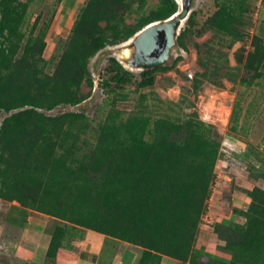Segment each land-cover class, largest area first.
<instances>
[{"label":"trees","instance_id":"trees-1","mask_svg":"<svg viewBox=\"0 0 264 264\" xmlns=\"http://www.w3.org/2000/svg\"><path fill=\"white\" fill-rule=\"evenodd\" d=\"M158 2L147 13L146 0H86L62 51L47 60L46 36L56 9L47 20H42L43 8L37 10L30 23L33 0H0V112L6 113L0 123V199L57 219L46 250L52 264L63 240L85 229L140 247L136 264H160L162 256L195 264H264V188L259 186L244 190L249 199L245 207L232 206L236 221L213 224L230 261H200L194 252L220 156V136L211 132L212 124L196 114L153 120L131 114L115 121L111 119L118 113L109 112L89 140L82 136L85 110L52 113L81 103L84 81L94 86L88 70L92 57L179 9L175 0ZM246 4L216 2L198 30L193 10L185 20L178 35L181 49L189 35L212 33L206 42L194 44L202 69L192 83L195 91L204 84L221 89L224 80L236 78L240 85L264 87V35H253L248 50L234 52L235 67L227 59L226 49L246 38ZM133 11L140 16L128 30L123 19ZM106 59L107 77L98 85L109 93L130 84L152 87L154 72L172 67L134 72L114 56ZM256 160L260 166L249 163L248 175L264 183V154Z\"/></svg>","mask_w":264,"mask_h":264},{"label":"rangeland","instance_id":"rangeland-1","mask_svg":"<svg viewBox=\"0 0 264 264\" xmlns=\"http://www.w3.org/2000/svg\"><path fill=\"white\" fill-rule=\"evenodd\" d=\"M59 1V4H55V0H33L30 5L33 12L29 19L30 23L35 19L37 10L43 8L42 20H47V13L53 8L56 9L46 36L44 57L47 60H52V56H57L62 51L71 23L86 0ZM146 1L147 13L155 10L159 3V0ZM218 1L223 0H196L193 8L196 15L194 30L196 28L198 30L206 18L216 10ZM246 5L248 6L246 38L226 49L228 63L233 67L236 66L234 52L239 47L248 50L253 35H264V0H247ZM139 16L136 11L125 16L123 19L125 27L128 30L135 28ZM27 26L29 23L23 30ZM211 37L212 33L209 31L200 36L189 35L185 39V49H180L174 61L165 66L172 67L154 72L152 87L138 89L134 84H130L114 93H109L107 89L98 85L101 78L107 77L105 73V67L109 64L106 59L107 52L113 48L108 47L105 53L100 52L89 60L88 70L94 86H88L85 81L82 83L80 92L84 99L81 103L75 107H59L52 112L85 110L88 114L83 125L86 133L82 136L89 140L98 133L99 126L105 123L109 112L118 113V116L111 119L115 121L125 120L131 114H142L151 120L164 116L182 119L187 116L194 117L196 114L198 119L206 124H212L211 132L215 131L214 134L220 136V156L214 168L215 177L206 200V213L201 220V228L214 224L215 215L231 214L232 206H244L249 200L244 193L245 189L254 186L264 188V183L253 180L246 169L249 163L260 166L256 158L264 154V87L258 84L240 85L236 78L235 82L224 80V87L221 89L208 84H204L198 91L193 88L192 83L196 74L202 71L194 44H202ZM178 56L179 60L175 61ZM138 78L137 75L134 76V80ZM234 106L235 115L232 116ZM5 117L6 113L0 112V123ZM151 128L152 123L148 132Z\"/></svg>","mask_w":264,"mask_h":264},{"label":"crops","instance_id":"crops-1","mask_svg":"<svg viewBox=\"0 0 264 264\" xmlns=\"http://www.w3.org/2000/svg\"><path fill=\"white\" fill-rule=\"evenodd\" d=\"M236 218L233 213L215 215L214 222L228 224ZM56 222V218L22 207L16 200L0 199V264H52L46 250ZM205 227H199L194 252L200 255V261L228 263L230 254L221 249L224 242L215 235L213 223ZM141 251L136 245L85 229L63 240L54 264H136ZM160 264L195 263L162 256Z\"/></svg>","mask_w":264,"mask_h":264},{"label":"water","instance_id":"water-1","mask_svg":"<svg viewBox=\"0 0 264 264\" xmlns=\"http://www.w3.org/2000/svg\"><path fill=\"white\" fill-rule=\"evenodd\" d=\"M175 1L179 5L175 13L147 24L125 42L109 49L108 55L134 72L171 64L181 49L178 43L180 29L196 3V0Z\"/></svg>","mask_w":264,"mask_h":264}]
</instances>
